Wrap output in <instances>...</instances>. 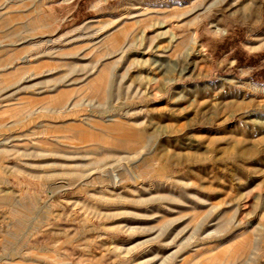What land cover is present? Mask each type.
Returning <instances> with one entry per match:
<instances>
[{
  "label": "rangeland",
  "instance_id": "rangeland-1",
  "mask_svg": "<svg viewBox=\"0 0 264 264\" xmlns=\"http://www.w3.org/2000/svg\"><path fill=\"white\" fill-rule=\"evenodd\" d=\"M0 264H264V0H0Z\"/></svg>",
  "mask_w": 264,
  "mask_h": 264
},
{
  "label": "bare ground",
  "instance_id": "bare-ground-1",
  "mask_svg": "<svg viewBox=\"0 0 264 264\" xmlns=\"http://www.w3.org/2000/svg\"><path fill=\"white\" fill-rule=\"evenodd\" d=\"M131 138H132V137H131ZM132 141H133V140H132ZM128 150H129V149H128ZM119 156H120V155H119ZM120 157H121V156H120ZM131 173H132V175H133V176H131V177L134 178L133 180H135L136 182L140 181L138 175H137L135 172L132 171ZM116 183H117V182H116Z\"/></svg>",
  "mask_w": 264,
  "mask_h": 264
}]
</instances>
